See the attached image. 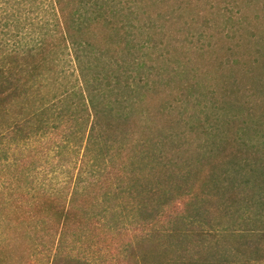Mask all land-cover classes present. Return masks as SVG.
Masks as SVG:
<instances>
[{
  "label": "trees",
  "instance_id": "1",
  "mask_svg": "<svg viewBox=\"0 0 264 264\" xmlns=\"http://www.w3.org/2000/svg\"><path fill=\"white\" fill-rule=\"evenodd\" d=\"M192 3L45 0L40 37L0 45V264H93L67 251L79 241L101 249L112 242L127 247L122 256H107V264H150L159 249L162 264H223L221 257L202 255L201 175L205 165L218 167L224 159L233 168L249 167L234 174H245L246 183L250 174L252 186L241 195L230 176L221 190L212 169V207L220 209L222 199L228 210L235 202L253 201L264 212V142L256 153L238 148V125L231 120L214 119L209 128L206 122L175 120L200 88L197 75L212 91L221 87L228 109L252 106V90L264 88V62L253 70L249 57H234L229 47L221 59L220 45L203 49L186 38L171 53L172 28L194 13ZM228 30L227 39H234L236 31ZM191 62L197 66L186 83L178 68ZM241 79L249 80L248 89ZM172 87H184L180 99L187 101L176 114L182 103L165 98ZM207 129L226 136L213 143L205 160L191 150L202 147ZM58 170L63 182L49 176ZM255 216L246 220L260 221L259 228L237 230L240 243L264 241V216ZM242 247L245 264L249 253L263 257ZM235 248L226 264L240 263Z\"/></svg>",
  "mask_w": 264,
  "mask_h": 264
},
{
  "label": "rangeland",
  "instance_id": "2",
  "mask_svg": "<svg viewBox=\"0 0 264 264\" xmlns=\"http://www.w3.org/2000/svg\"><path fill=\"white\" fill-rule=\"evenodd\" d=\"M191 2H193L191 6L193 7L194 13H188L186 22L184 20L182 23H179V25L172 28L174 30L173 34L176 35V37L170 38L173 40L172 46H174L170 49L171 53L177 54L183 44L182 41L186 38L188 40L192 38L194 40V46H200L203 47V49L208 46H214L215 44L220 45L222 50L221 59L224 57L223 52L226 50V47H229L233 52L235 51V55H233L234 57L239 56V53L245 55V57H249V64L253 70L264 62V59L260 58L258 56L259 53L256 52L260 49L264 54V0H190V3ZM44 3L45 0H0V45L3 44L9 47L18 43L32 42L39 38L44 23L43 16L46 9ZM185 8L187 9V7ZM230 28L233 32H236L234 36L235 38L228 40L227 37H229V33L230 36L232 35V33L229 32L230 30H228ZM158 38L157 41L161 44V42H159V40H162L161 35H159ZM163 38L165 39V37ZM190 50H193V47H190ZM195 51L199 52L200 50ZM194 53H192L193 59H195ZM257 60L258 62L256 63ZM172 66L177 67L179 65L172 64ZM196 66L197 64L195 62H191L184 67L178 68V70L182 71V74H184V82L189 83L193 81L194 72L192 70ZM197 76L200 77V75ZM199 77H196V80L199 81L200 88L195 90L196 93L192 95L193 101H191V104L187 105V110L183 115L178 112L183 110V107L187 102L182 103V100L180 99L185 98V96H183L185 95L184 91L181 93V90L184 87H172L168 91V95L165 96L166 99L177 98L178 101L182 103L181 107H176L177 110L175 114L178 113L177 117L174 115L176 122L179 123L180 121L182 122L183 120H186L188 122L196 123L197 121H200L210 124L213 123L212 120L214 119H217L220 122L222 120L235 121L237 122L238 127L234 132V137L237 140L236 143L238 148H241L242 150L249 148V151H254L255 153L258 152V149L262 148L261 143L264 142V88L263 92L252 90L253 93H260L255 95V102L252 106L237 103L234 109H228L222 102L225 97L221 87L215 88L212 91V86L208 85L207 80ZM178 78L179 77L176 78L177 81ZM249 80L254 81L255 79L249 78ZM249 80H240L242 83L246 84L245 89L249 88ZM237 95L240 96V93H237ZM196 97L200 100L199 105ZM173 104L174 106L176 105L175 102ZM210 126L212 125H208L207 128ZM183 128L184 127L180 126L177 130L183 132ZM225 136V132L217 134L214 129L207 132L204 131L201 136L202 147L200 149L193 148L191 154H196L200 151L205 160H207L210 154L208 151L212 148L213 143L215 141L222 143ZM224 160L218 167H211L208 164L205 165L201 175L205 192L204 219L206 222L204 224L206 239L205 246L202 248V255L206 259L211 258L212 256L221 257L223 264H226L228 254L232 255V258L234 259L237 252L235 247H238L240 248L241 256L237 258V262L243 264L247 260V256L245 255H248V252L242 250V245H244V249L245 246L248 247V249L246 248L245 250L252 249L254 252L260 251L263 253V257L256 253H249V255H251L249 258V264H264V241H260L261 244L240 243L238 239L240 236L236 233L239 229H258L260 221L255 224L250 220L248 223L246 218L251 214L252 216L256 215L255 217L261 215L257 217L258 220H261L262 216H264V212L260 208L257 209V206L253 201L248 204H245V202L236 204L235 202L233 203L234 206L231 207V210H228L227 205L229 202L225 199H222L218 203L220 209L215 210L210 203L211 182L209 180V173L214 168H216L215 173H217L218 184L221 180V184L219 185L221 190H225L230 184V176L235 177V183L238 185V191L241 195L245 190H248L252 186V181L250 179L253 178H251L250 174L249 183H246L247 177H243L245 174H234L235 171H238L239 169L240 172L243 171L244 168L248 171L249 167H245L244 164H242L240 168H233L232 166L227 165ZM58 171L53 172L49 176L52 178L58 177L60 182H63L64 173ZM3 174L4 172L0 171V175ZM6 177L8 176L2 178ZM54 182L55 181H52V183ZM223 205L226 208H224ZM251 234L252 233L249 232L247 236H250ZM242 236H244V234H242ZM84 237L88 238V236ZM156 240H161V238H157ZM254 240V242H257L256 237ZM70 241L71 240H69V244ZM231 243H233V247L231 246ZM126 248L127 247L123 245L117 247L112 242L110 247L101 249L98 248L97 245H95V247H88L79 241L75 242L73 245H69L67 251L80 258H87L93 262V264H107L105 260L107 256L111 258L122 256L126 251ZM219 254H221V256H219ZM160 255L161 249L155 250L153 255H151L150 264H162L160 263ZM253 256H256L257 258ZM203 264L211 263H208L207 261V263L204 262Z\"/></svg>",
  "mask_w": 264,
  "mask_h": 264
}]
</instances>
